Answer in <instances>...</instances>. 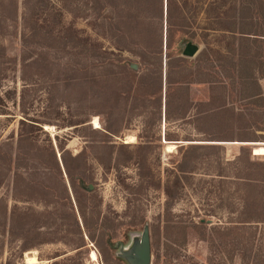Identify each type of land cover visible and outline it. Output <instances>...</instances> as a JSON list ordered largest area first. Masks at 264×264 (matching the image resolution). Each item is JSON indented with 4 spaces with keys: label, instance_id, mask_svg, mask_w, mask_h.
I'll return each mask as SVG.
<instances>
[{
    "label": "rangeland",
    "instance_id": "374dc122",
    "mask_svg": "<svg viewBox=\"0 0 264 264\" xmlns=\"http://www.w3.org/2000/svg\"><path fill=\"white\" fill-rule=\"evenodd\" d=\"M124 1L109 8L114 17ZM188 1L184 15L203 26L214 0H202L198 12V0ZM241 1L228 0L238 8ZM157 2L135 4L148 21L124 50L96 34V11L85 19L67 13L64 26L104 46L78 50L89 64L78 74L67 63L77 52L71 45L52 47L58 65L30 67L25 80L19 60L0 58V264H33L29 256L34 264H130L146 227L153 264H264V36L241 50L239 36L218 31L205 44L201 29L178 26L169 48ZM258 24L264 34V20ZM0 42L9 57L19 54L16 39ZM189 42L201 47L193 57L183 55ZM114 53L140 66L129 99L127 70L94 66ZM84 75L101 77L102 99L77 100L69 84ZM130 135L136 139L126 142ZM28 242L37 245L24 250Z\"/></svg>",
    "mask_w": 264,
    "mask_h": 264
},
{
    "label": "trees",
    "instance_id": "16d2710c",
    "mask_svg": "<svg viewBox=\"0 0 264 264\" xmlns=\"http://www.w3.org/2000/svg\"><path fill=\"white\" fill-rule=\"evenodd\" d=\"M12 3V10L7 9V5ZM138 0H125L120 4L122 6V13H127L128 16L120 14L114 17L109 8H112L119 4L118 0H0V41L2 37H11L19 42V54L15 56H8L5 45L0 42V58L17 59L21 64V72H23L22 79L25 80L24 73L30 67H45L53 68V66L58 65L57 57L51 56L52 47H58L62 45H71V49H75V58L71 59L68 65L73 64L75 66V73L78 74L81 71L87 70L88 66V56L82 55L80 51L81 48L86 50H100L104 46L99 43L97 39L93 37L92 33L87 32L84 29H80L74 25L64 26L63 20L65 15L69 13L73 19L79 17L87 16V13H94L96 11L98 20L102 21L99 27L102 28V32H96L97 35L102 37L110 36L113 41L117 44V49L124 50L126 39L128 36H134L132 31L139 30L141 25L147 23L148 20L140 18L134 9L135 4ZM158 5L160 7L161 17L166 19L168 26V34L166 37L167 47H172L173 45V35L177 27L191 28L196 26L202 30L201 38L207 44V39L212 36L213 33L218 31H223L228 37V33L234 35V38L239 40L241 44L239 47L242 49L249 47V43L252 41V45H258L261 43L263 32L260 29L254 28L258 24L259 20H264V2L262 0H242L240 7L237 4H230L228 0H214L209 1L205 8L207 12L206 22L201 26L199 19L194 17L193 20L185 16L187 7L191 4L188 0H158ZM197 8L203 9L204 2L198 0ZM208 3V2H207ZM167 7V9H166ZM224 9L221 14L216 12L219 8ZM263 9V14L259 17L254 15L256 9ZM75 9V14L73 11ZM177 10L182 11V15L178 18L175 16ZM257 11V10H256ZM85 16V17H84ZM87 19V18H86ZM74 21V20H73ZM260 26V24H258ZM146 25H143V28ZM85 33V34H84ZM195 31L192 30V37H195ZM229 36V37H230ZM233 38V36H231ZM209 44V42H208ZM229 45H237L235 42L229 43ZM250 46L253 48V46ZM102 47V48H101ZM100 48V49H99ZM240 48H234L233 51H241ZM93 49V50H92ZM213 50V48H211ZM84 51V50H82ZM231 51V50H229ZM99 53V54H98ZM96 52L92 57L100 56L101 52ZM74 54V53H73ZM115 54V53H114ZM117 55V54H115ZM86 56V57H85ZM93 59V58H92ZM145 63V57H141ZM131 58L122 56V53L118 54L117 57L111 58L109 60L101 59L94 62V66L104 67L107 63L116 65L124 70L128 71V76L125 75L130 84H127L126 98L132 97L133 92L136 91L134 88L135 80L139 74L138 67L131 66ZM136 63V62H135ZM67 65V64H66ZM264 78V74H262ZM259 83V81H258ZM57 81L52 80L49 83L47 92L51 93L52 89L57 86ZM69 86H72L76 90L77 100H88L89 98L102 99L103 94V82L101 77L95 75H84L70 81ZM161 93V89H160ZM262 92L258 93L261 95ZM117 95H122L121 91ZM103 105V104H102ZM104 105H106L104 103ZM86 120H76L70 121L69 126L78 125L85 123ZM107 130H111L107 128ZM22 140V139H21ZM259 149L255 147L254 150ZM23 152V153H22ZM24 154L23 149L19 150L18 157ZM13 156L10 154V160L12 161ZM263 162H260L262 164ZM70 175V172H69ZM71 182L73 187L75 186V181L71 177ZM172 189L168 186L165 187V193L168 196L172 195ZM84 213V211H83ZM77 218L76 214H72ZM84 218L86 216L84 214ZM10 232L16 235L14 226L10 227ZM37 242H28L24 246V250L30 247L36 246ZM154 264H159L158 260Z\"/></svg>",
    "mask_w": 264,
    "mask_h": 264
},
{
    "label": "water",
    "instance_id": "95a60500",
    "mask_svg": "<svg viewBox=\"0 0 264 264\" xmlns=\"http://www.w3.org/2000/svg\"><path fill=\"white\" fill-rule=\"evenodd\" d=\"M200 49L198 44L189 42L183 51V55L193 57L200 52ZM130 264H153L151 235L148 227L143 231L141 240L136 247V254L130 259Z\"/></svg>",
    "mask_w": 264,
    "mask_h": 264
},
{
    "label": "bare ground",
    "instance_id": "6f19581e",
    "mask_svg": "<svg viewBox=\"0 0 264 264\" xmlns=\"http://www.w3.org/2000/svg\"><path fill=\"white\" fill-rule=\"evenodd\" d=\"M94 123L97 125L98 124V119L97 118H95L94 119ZM47 127H50L49 125H47ZM97 127V126H96ZM134 139H136L135 138V136H133V135H130L128 138H127V140H126V142H130V141H133ZM175 145L174 144H169V146H168V150L169 151H172V148L174 147ZM175 148V147H174ZM91 257L94 259V260H96L98 257H97V252L96 251H92L91 252ZM27 261L29 262V263H36V262H39L38 261V258H37V256H29L28 258H27Z\"/></svg>",
    "mask_w": 264,
    "mask_h": 264
}]
</instances>
